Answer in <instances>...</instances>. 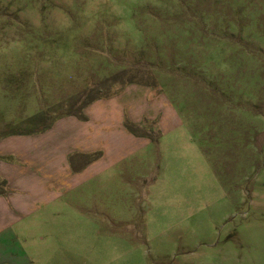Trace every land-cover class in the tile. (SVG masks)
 Here are the masks:
<instances>
[{
    "label": "rangeland",
    "instance_id": "374dc122",
    "mask_svg": "<svg viewBox=\"0 0 264 264\" xmlns=\"http://www.w3.org/2000/svg\"><path fill=\"white\" fill-rule=\"evenodd\" d=\"M133 87L150 145L66 175L14 141L0 225L37 264H264V0H0V140Z\"/></svg>",
    "mask_w": 264,
    "mask_h": 264
},
{
    "label": "crops",
    "instance_id": "0c3cea01",
    "mask_svg": "<svg viewBox=\"0 0 264 264\" xmlns=\"http://www.w3.org/2000/svg\"><path fill=\"white\" fill-rule=\"evenodd\" d=\"M149 95L150 92L148 90H138L133 87L132 90L125 89L124 92L108 100L97 99L85 108L86 119L84 120L78 119L73 115L64 116L57 119L53 127L45 132L42 131L26 136H10L1 139L0 154L3 156L12 153L18 159L22 158V161L26 162L25 158L28 160V157L25 149H15L11 145L20 138H30L32 141H36L37 147L36 149L29 147L27 153L34 162L39 164L37 168L45 169V174L52 170H60V172L62 170L61 173L68 175L66 172H69L70 166L72 168H82L89 164L88 166L91 167L96 161L105 159H107L108 164H113L120 159L115 158L112 163L109 161L110 156L114 155L112 150L116 153H125L124 151L127 149L122 146L121 151V148L118 149L110 140H118L122 144L124 140L131 139L133 143L137 140L138 143L133 146L134 148L131 151L150 145V136L134 135L124 127L126 118L133 123H141L144 118L148 121L156 120L157 114L161 113V104L156 98L149 99ZM177 120L178 117L174 118V124ZM75 122L85 125L81 131L75 128L76 125L72 126V123L76 124ZM115 126L119 130H115ZM68 129L74 130L68 134L66 131ZM115 147L116 149H114ZM95 154L99 155L98 160L94 162ZM1 163L4 162L0 161V171L5 174ZM100 165L104 167L107 163H101ZM1 177L4 178L3 176ZM5 179L8 182L7 185L12 186V180L7 177ZM0 201L6 204L5 199L1 195ZM7 215V210L0 211V219L5 217L4 220H6ZM14 235L15 233L11 229V221L0 225V264H37L35 263V258H31L28 254V251L33 246L30 245L29 249H22L21 247L23 246L20 244V247H17L16 244L19 243L15 242ZM40 248V245H38L37 250H40ZM18 250L20 253L17 252Z\"/></svg>",
    "mask_w": 264,
    "mask_h": 264
},
{
    "label": "trees",
    "instance_id": "16d2710c",
    "mask_svg": "<svg viewBox=\"0 0 264 264\" xmlns=\"http://www.w3.org/2000/svg\"><path fill=\"white\" fill-rule=\"evenodd\" d=\"M107 96H109V95H107ZM102 97H105V96H101V95H91V97H89L90 98V100L87 102V104H86V106H88L91 102H93V101H95V100H97V99H99V98H102ZM85 106V107H86ZM84 107H81L80 108V111H81V113L79 114L78 112L77 113H73V112H68V113H65V114H63V115H61V116H59V117H56L54 120H53V123L57 120V119H59V118H61V117H64V116H70V115H73V116H76V117H78L79 119H82V120H84V119H86V116L83 114V112H82V110L81 109H83ZM124 124H125V126H126V128L129 130V131H132L133 133H135L136 134V131H135V129L137 128L136 127V125L135 124H133V123H131L128 119H126L125 120V122H124ZM49 125H51V124H49ZM49 125H47L46 127H48ZM150 128V127H149ZM150 130H153V127L151 126V129ZM39 132H41V131H36V132H33V133H31V134H34V133H39ZM28 133H30V132H21V131H19V132H16L15 134H28ZM6 134H4V136H5Z\"/></svg>",
    "mask_w": 264,
    "mask_h": 264
}]
</instances>
